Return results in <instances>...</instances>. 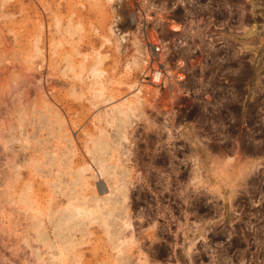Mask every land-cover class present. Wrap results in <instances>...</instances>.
Returning a JSON list of instances; mask_svg holds the SVG:
<instances>
[{
    "label": "rangeland",
    "instance_id": "obj_1",
    "mask_svg": "<svg viewBox=\"0 0 264 264\" xmlns=\"http://www.w3.org/2000/svg\"><path fill=\"white\" fill-rule=\"evenodd\" d=\"M220 1V29L177 35L190 41L178 55L194 89L186 98L178 87L133 91L144 61L126 0H0V264H211L217 247L261 255L264 134L218 121L241 114L226 107L238 93L264 125V0ZM77 209L95 213L59 225Z\"/></svg>",
    "mask_w": 264,
    "mask_h": 264
},
{
    "label": "built area",
    "instance_id": "obj_2",
    "mask_svg": "<svg viewBox=\"0 0 264 264\" xmlns=\"http://www.w3.org/2000/svg\"><path fill=\"white\" fill-rule=\"evenodd\" d=\"M220 5V0H126V22L135 29L133 33L137 37V45L140 46L144 61L139 85L149 86L158 91L163 89L169 91L178 87L184 97H191L194 89L187 88L186 63L184 59L178 57L190 41L177 35L183 30H190L189 37H193V35H201L205 28L220 29L221 24L217 18L221 10ZM206 11L211 13V17L205 18ZM170 21L177 27L173 28L169 25L168 29L165 28ZM234 23L233 19H229V30L234 28ZM169 32L173 36L167 37L166 34ZM131 37L133 36L130 34L126 37L128 42L132 41ZM208 37L210 41L215 40L227 44L229 48L234 47V39H228L225 43L216 35ZM210 90L212 89H197L202 93L204 102L212 101L215 105L221 101L220 94L209 92ZM211 94L213 95L210 100ZM212 252L215 254L213 257L216 262L211 264H264V246L260 249L259 257L258 249L251 247H217ZM225 255L229 256L225 257ZM221 260H229V262L222 263Z\"/></svg>",
    "mask_w": 264,
    "mask_h": 264
},
{
    "label": "crops",
    "instance_id": "obj_3",
    "mask_svg": "<svg viewBox=\"0 0 264 264\" xmlns=\"http://www.w3.org/2000/svg\"><path fill=\"white\" fill-rule=\"evenodd\" d=\"M245 97L246 95L243 96L238 93L233 95L230 94L226 107L232 109V111L239 108L241 110V114L236 116L235 119H233L231 115H221L219 117L218 124L221 128L230 127V133L233 132L235 135L237 132L246 134L249 133L250 135L259 132L264 134V125L258 122V120H260L258 118V112L253 113L252 111L257 104H255V101H252L249 96H247L248 100H244ZM260 142V145L264 147V138L261 139ZM241 143L243 146H246V149L244 150L250 153L248 155L256 156V145L250 143V139L244 138ZM261 155L264 156V150L261 151Z\"/></svg>",
    "mask_w": 264,
    "mask_h": 264
},
{
    "label": "bare ground",
    "instance_id": "obj_4",
    "mask_svg": "<svg viewBox=\"0 0 264 264\" xmlns=\"http://www.w3.org/2000/svg\"><path fill=\"white\" fill-rule=\"evenodd\" d=\"M115 32H116V35L118 36V38H119V40L121 41V42H124V40H125V38L128 36V33L127 32H125V31H122L121 29H116L115 30ZM251 34H254V33H256V29H253L251 32H250ZM143 61V60H142ZM136 66H137V63H136ZM132 89V88H131ZM133 91L137 94V95H140V94H142V87H141V85L140 86H137V87H133ZM130 109H131V107L129 106V107H127L126 109H124V110H122L121 109V111L119 112V114H122L123 115V117H128V114H129V111H130ZM102 166V165H101ZM104 170H103V173H106L107 171H106V169H105V167H102ZM183 176V175H182ZM123 190H122V196H123V199H127L128 198V189H127V187L126 186H124L123 188H122ZM96 202H99V203H101V202H103V203H105L104 204V206L103 207H100L102 210H104L105 208H106V204H109V203H107L106 202V200H101V199H97L96 200ZM79 213H78V212ZM77 211L75 210H72V212H71V215H69V217H66L64 220H62V221H60L59 222V225H63V223L65 224V223H67L68 221H72V220H75L76 218H78L80 215H82L81 213H83L84 214V218L86 217H90V215H93L95 212H93V211H91V210H89V209H77ZM82 218V217H81ZM130 223L128 222V221H125V220H123V225H122V228L124 229L125 227H130ZM116 241H119L117 244H116V248L117 249H119L118 250V254H121L122 253V250H120L122 247H123V244H124V240L123 241H121V238L120 237H117V240Z\"/></svg>",
    "mask_w": 264,
    "mask_h": 264
}]
</instances>
